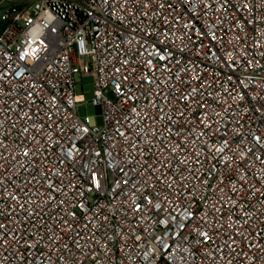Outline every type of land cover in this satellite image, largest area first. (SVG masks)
I'll return each mask as SVG.
<instances>
[{"label": "built area", "instance_id": "1", "mask_svg": "<svg viewBox=\"0 0 264 264\" xmlns=\"http://www.w3.org/2000/svg\"><path fill=\"white\" fill-rule=\"evenodd\" d=\"M0 9V264H264V0Z\"/></svg>", "mask_w": 264, "mask_h": 264}, {"label": "rangeland", "instance_id": "2", "mask_svg": "<svg viewBox=\"0 0 264 264\" xmlns=\"http://www.w3.org/2000/svg\"><path fill=\"white\" fill-rule=\"evenodd\" d=\"M7 7L8 3L5 2L1 8L3 9ZM94 81L95 78L93 74L82 75L77 78L76 93L81 95L84 101V103L77 108L78 116L81 118L86 116H95V108L90 103L93 97Z\"/></svg>", "mask_w": 264, "mask_h": 264}]
</instances>
